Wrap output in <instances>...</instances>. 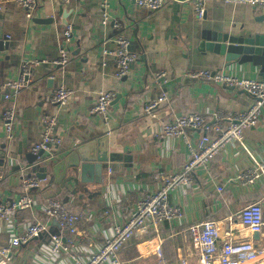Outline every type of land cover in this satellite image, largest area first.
Wrapping results in <instances>:
<instances>
[{"label":"crops","instance_id":"obj_1","mask_svg":"<svg viewBox=\"0 0 264 264\" xmlns=\"http://www.w3.org/2000/svg\"><path fill=\"white\" fill-rule=\"evenodd\" d=\"M101 1L38 0L31 19L18 0L0 3V31L9 43L0 51V157L7 160V167L0 172V200L14 202L21 197L22 177L29 170L19 165L25 163L26 154L42 139L45 116L56 118L54 134L63 139L59 149L106 135L110 151L123 156L122 161L111 162L104 169L101 183L89 184L91 193L86 192L83 199L72 197L67 203L72 210L86 214L78 224L80 235L69 252L55 255L50 250V235L59 233L60 226L41 211L40 205L47 198L63 201V195L50 197L52 188L44 187L34 191L31 209L15 212L13 226L0 220V245H7L12 235L21 233L30 222L47 223L48 232L14 247L10 260L0 257V264H76L74 255L86 258L98 251L112 225L125 221L136 202L156 189L157 175L175 173L188 161L191 151L185 137L196 146L206 133L190 127L185 129V137L162 136L164 123L178 115L200 112L207 115L211 125L215 113L243 111L252 102L242 89L192 78L189 73L208 68L264 80V55L259 63L234 62L230 68L225 56L199 50L202 30L208 25L233 34L258 36L264 41V6L212 0L207 4L205 18L200 20L189 0L170 1L157 11L143 8L134 0H110L111 21L103 25ZM34 18L51 20L37 23ZM115 22L122 23L131 40V50L138 55L122 79L115 76L112 52L118 32ZM68 23L74 26L71 60L59 67L54 61L59 57L62 30ZM105 49L109 52L105 53ZM36 58L47 61L34 67L29 85L19 93L15 103L16 136L8 139L3 122L5 85L19 79L26 60ZM160 72L166 75L157 79ZM60 85L73 90L63 105L50 100ZM103 90L116 93L108 126L93 110ZM162 93L168 99L154 110V116L146 113L145 104ZM208 133L213 134V130ZM244 141L256 158L264 157V108L259 123L244 129ZM252 162L237 141L228 143L210 168L195 170L190 185H179L171 191V202L180 205L184 213L161 227V247L171 264H182V259L197 264L195 252H187L192 242L188 228L195 222L221 221V246L226 243L230 228L237 237L253 238L237 217L243 207L264 195V178L253 185L242 184L237 178ZM229 217L232 222L227 220ZM261 236L260 242H264ZM157 245L153 233L136 237L121 251V264H159L154 252Z\"/></svg>","mask_w":264,"mask_h":264},{"label":"built area","instance_id":"obj_2","mask_svg":"<svg viewBox=\"0 0 264 264\" xmlns=\"http://www.w3.org/2000/svg\"><path fill=\"white\" fill-rule=\"evenodd\" d=\"M5 0H0V3ZM26 9L27 18L31 19L38 0H18ZM70 0H62L68 3ZM139 6L157 11L173 0H134ZM196 13L202 20L205 18L207 4L212 0H189ZM226 3L245 2L252 6H264V0H221ZM110 0H102V24L108 25L111 21ZM118 29L114 37L116 48L112 51L116 61L115 76L122 79L130 72L131 65L138 59L136 52L131 50V40L124 31L122 23L115 22ZM74 41V26L68 23L62 30V42L59 50V57L54 61L55 65L64 67L71 60V47ZM109 52L105 49V53ZM46 59L26 60L21 67L19 79L9 81L4 88L3 101V122L8 139L16 136L15 125L18 120L16 111V100L19 93L30 83V76L34 67L46 62ZM165 72L157 74V79L164 78ZM192 78L211 81L222 85L236 87L244 90L252 97L249 107L243 111H220L215 113L214 122L210 125L207 115L200 112H189L178 115L171 121L163 124L162 136L178 137L184 136L186 128L194 127L206 131L198 143L194 146L185 137L190 147V157L184 166L175 173L160 172L157 175V187L154 191L147 193L139 199L134 210L127 219L121 223H114L109 235L101 248L88 255L86 258L74 255L76 264H121V251L136 237L153 233L158 239V245L154 252L159 257V264H171L162 251L163 238L160 236L161 227L166 222L183 217V209L180 205L170 200V193L179 185H190L193 182V174L198 167L210 168L215 156L221 152L225 145L237 141L253 159L252 165L244 168L237 174L240 183L253 185L264 178V157L256 158L244 141V129L256 126L259 123L262 109L264 108V80L229 74L223 70L200 69L189 73ZM73 90L60 85L50 96L55 104H66L72 95ZM116 97L115 91H100L93 110L101 117L105 125L110 124V106ZM168 99L167 94L162 93L159 97L147 102L144 111L154 116V110ZM45 124L42 139L33 146L32 152L38 153L41 150L52 153L54 148L63 144V139L54 134L56 118L45 116ZM213 130L209 134L208 130ZM53 150V151H52ZM47 180L36 175L22 177V195L14 202L0 200V220L7 221L13 226L14 215L18 209H31L35 203L34 191L43 189ZM218 190L223 187L218 185ZM41 211L49 218H54L60 226L59 233L50 235V250L55 255L69 252L75 245L80 235L78 224L86 217L81 211L72 210L67 203L57 198H47L40 205ZM107 212V211H106ZM241 224L253 235L259 232L264 240V195L260 200L252 202L243 207L237 215ZM232 222V217L227 219ZM221 221L203 220L192 223L189 226L192 242L187 250L189 255L197 257V264H247L255 263L264 255V242L259 247L255 246L253 238L237 237L230 228L227 234V241L219 245L221 238ZM48 232V225L43 221H34L27 224L21 233L12 235L7 245H0V257L10 260L14 247L27 244L34 237ZM61 232H66L63 235ZM182 264H188L182 259Z\"/></svg>","mask_w":264,"mask_h":264},{"label":"water","instance_id":"obj_3","mask_svg":"<svg viewBox=\"0 0 264 264\" xmlns=\"http://www.w3.org/2000/svg\"><path fill=\"white\" fill-rule=\"evenodd\" d=\"M34 20L37 23H47L51 19L34 18ZM5 40L7 36L3 33L1 35L0 31V51L9 47L8 41ZM199 50L225 56L227 66L231 68L234 62L243 63L249 60L254 63L261 62L264 55V41L258 36L233 34L208 25L202 30ZM56 148V151L49 154L44 150L38 153L30 152L26 154L25 163L19 166L29 170L28 175L34 173L39 178L46 179V188H52L50 197L63 195L65 203L75 196L83 199L86 192L91 193L90 183L102 182L104 169L111 166L109 163L123 160L121 153L110 151L106 135L82 139L68 148ZM6 161L5 156L2 155L0 172L5 166L7 167ZM253 239L255 246L259 247L260 233H253Z\"/></svg>","mask_w":264,"mask_h":264},{"label":"rangeland","instance_id":"obj_4","mask_svg":"<svg viewBox=\"0 0 264 264\" xmlns=\"http://www.w3.org/2000/svg\"><path fill=\"white\" fill-rule=\"evenodd\" d=\"M263 259H264V257L262 259H260L259 261L255 262V263H247V264H264V260Z\"/></svg>","mask_w":264,"mask_h":264},{"label":"trees","instance_id":"obj_5","mask_svg":"<svg viewBox=\"0 0 264 264\" xmlns=\"http://www.w3.org/2000/svg\"><path fill=\"white\" fill-rule=\"evenodd\" d=\"M163 251V250H162ZM166 258V257H165Z\"/></svg>","mask_w":264,"mask_h":264}]
</instances>
